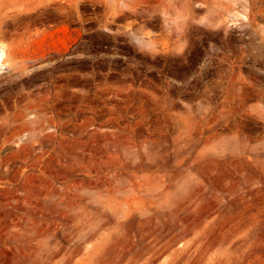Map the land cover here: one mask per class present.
Listing matches in <instances>:
<instances>
[{
  "label": "rangeland",
  "instance_id": "obj_1",
  "mask_svg": "<svg viewBox=\"0 0 264 264\" xmlns=\"http://www.w3.org/2000/svg\"><path fill=\"white\" fill-rule=\"evenodd\" d=\"M64 1L100 47L5 58L0 264H264V0Z\"/></svg>",
  "mask_w": 264,
  "mask_h": 264
},
{
  "label": "flooded vegetation",
  "instance_id": "obj_2",
  "mask_svg": "<svg viewBox=\"0 0 264 264\" xmlns=\"http://www.w3.org/2000/svg\"><path fill=\"white\" fill-rule=\"evenodd\" d=\"M45 3L47 4L44 6V11L37 10L34 3H29L28 6L25 4L28 10L18 11L14 0H6L5 6L3 5L2 9H0V47L5 48L7 56L19 49L21 43L27 45V43L35 42L38 34H44L46 39H51L52 33L57 31L59 29L58 26L62 25L63 22H66V25L69 26L68 31L70 33H77L81 30L83 31L81 34L85 36L70 44L71 52L74 48L83 45L93 49L100 47L97 35H95L99 30L100 13L97 9L100 5L99 3L86 4L89 6L87 8L91 10L83 12L78 9L80 13L76 12L78 11L77 9L70 7H66L67 10L63 9V7L58 9L49 0ZM61 31L64 32L63 29ZM111 48L115 50L114 45ZM51 51H48L49 58H51ZM71 57H75V54L70 53V55L65 56V58ZM4 72H8V70H4Z\"/></svg>",
  "mask_w": 264,
  "mask_h": 264
},
{
  "label": "bare ground",
  "instance_id": "obj_3",
  "mask_svg": "<svg viewBox=\"0 0 264 264\" xmlns=\"http://www.w3.org/2000/svg\"><path fill=\"white\" fill-rule=\"evenodd\" d=\"M15 2H16V6H17V9H18V11H24L25 9H27V7L25 6V4H26V2H25V0H14ZM27 1V0H26ZM30 1V0H29ZM38 1V3L40 4V5H42V4H44L45 3V1H48V0H37ZM49 1H52V0H49ZM58 1V0H57ZM66 1V0H65ZM64 1V2H65ZM140 1V3L141 2H145V1H147V0H139ZM6 2V0H0V9H2V7H3V5L5 6V3ZM31 2H32V0H31ZM34 2V1H33ZM36 2V1H35ZM60 2V1H59ZM104 2H106L107 4H109L112 8H113V10H115L116 9V7H115V5H116V3H117V0H105ZM38 3L36 2V4L38 5ZM48 3V2H47ZM47 3H45V4H47ZM35 4V6L37 7V5ZM51 4V3H50ZM27 5V4H26ZM28 6V5H27ZM47 6V5H46ZM33 7V6H32ZM31 7V8H32ZM30 8V7H29ZM35 9V8H34ZM65 9H66V7H65ZM28 10V9H27ZM32 10V9H31ZM38 10V9H37ZM67 10V9H66ZM26 11V10H25ZM63 11V10H62ZM52 14V13H51ZM1 48V47H0ZM4 48V47H3ZM3 48H1L0 49V74H1V72H4V69L5 68H7L6 67V63H5V58H6V56H7V54H6V52H5V48L3 49Z\"/></svg>",
  "mask_w": 264,
  "mask_h": 264
}]
</instances>
